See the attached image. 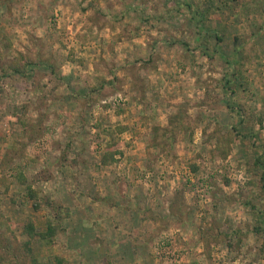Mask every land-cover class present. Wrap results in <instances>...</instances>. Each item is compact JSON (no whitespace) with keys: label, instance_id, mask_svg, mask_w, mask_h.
<instances>
[{"label":"rangeland","instance_id":"1","mask_svg":"<svg viewBox=\"0 0 264 264\" xmlns=\"http://www.w3.org/2000/svg\"><path fill=\"white\" fill-rule=\"evenodd\" d=\"M0 264H264V0H0Z\"/></svg>","mask_w":264,"mask_h":264},{"label":"trees","instance_id":"2","mask_svg":"<svg viewBox=\"0 0 264 264\" xmlns=\"http://www.w3.org/2000/svg\"><path fill=\"white\" fill-rule=\"evenodd\" d=\"M29 193H32V195H33V192L31 191V190H29ZM51 226H49L48 228H47V231H50L51 230Z\"/></svg>","mask_w":264,"mask_h":264}]
</instances>
